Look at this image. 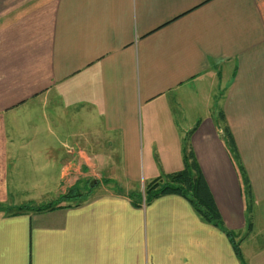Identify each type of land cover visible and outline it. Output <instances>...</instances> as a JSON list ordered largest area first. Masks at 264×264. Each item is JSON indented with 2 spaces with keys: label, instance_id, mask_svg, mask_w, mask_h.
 Listing matches in <instances>:
<instances>
[{
  "label": "crops",
  "instance_id": "obj_1",
  "mask_svg": "<svg viewBox=\"0 0 264 264\" xmlns=\"http://www.w3.org/2000/svg\"><path fill=\"white\" fill-rule=\"evenodd\" d=\"M188 141L243 260L183 196L145 202ZM69 172L101 190L3 209ZM0 264H264V0H0Z\"/></svg>",
  "mask_w": 264,
  "mask_h": 264
},
{
  "label": "trees",
  "instance_id": "obj_2",
  "mask_svg": "<svg viewBox=\"0 0 264 264\" xmlns=\"http://www.w3.org/2000/svg\"><path fill=\"white\" fill-rule=\"evenodd\" d=\"M220 119L224 123V133L232 155L239 161L240 156L238 153L236 142L234 140L229 124L227 120H225V115L222 112H220ZM184 152V167L181 170L171 172L163 176L161 175L145 184L143 191L145 202L148 203L158 197L170 194L183 196L191 203L197 214L205 222L211 223L221 228L227 234V236L233 243L237 256L241 260H243V255L240 248L241 240L239 241L238 239H236L235 232L229 230L224 225L221 214L217 208L213 195L201 172V169L195 159L191 148V143L189 141L187 146H185ZM238 164L241 168L242 175H245L244 167L241 165V163ZM246 181H248L249 183L248 178L246 179ZM78 194L81 195L82 193H80L77 188H71L67 193L58 195L56 199L49 201L48 203L41 205H39L38 203H27L19 205L12 209L9 208V213H32L53 210L59 207L79 205L80 202H74L73 200V198Z\"/></svg>",
  "mask_w": 264,
  "mask_h": 264
},
{
  "label": "rangeland",
  "instance_id": "obj_3",
  "mask_svg": "<svg viewBox=\"0 0 264 264\" xmlns=\"http://www.w3.org/2000/svg\"><path fill=\"white\" fill-rule=\"evenodd\" d=\"M64 121L66 122V125H67V129L68 128H70L69 126H68V124H71L72 123V117L71 116H69V115H66V118L64 119ZM69 121L71 122V123H69ZM39 134V136H40V134H41V131L38 133ZM71 140V142H70V145L68 144V146L66 147L67 148V152H66V156L68 157L69 155H68V153L70 154V151L68 150V148L70 149L71 148V146H72V139H70ZM71 150V149H70ZM23 169H22V171L21 172H19L20 174H22V177H21V179H19V182H21V183H19V184H17L16 185V189H14V194H13V198H14V200H17V198H18V189H20V190H23V189H27V188H29V187H31V185H32V182H34V179L35 178H32V175H31V172H30V170L28 169L29 168V163H26V162H24L23 163ZM35 172H33V174H34ZM84 174V173H83ZM83 174H71L70 172H69V176L71 177H69V178H67V185H69V186H67L66 187V192L65 193H67L71 188V186H74L75 184H79L78 185V188L77 189H79L80 191H81V195L80 194H78L77 196H75L74 198H73V200H74V202H81V201H83L85 198H88L89 196H90V190H93V192H95V191H100L101 190V182H100V185H97L96 187H94V188H90L89 187V180H91V175H83ZM108 174H111V173H108ZM107 174V175H108ZM27 175H30L29 177L27 176ZM112 175V174H111ZM110 175V176H111ZM91 178H90V177ZM109 179H108V181H110V182H114V179H111L112 177H108ZM69 179H71V182L69 181ZM9 180V179H8ZM7 180V181H8ZM40 180V179H39ZM51 182V181H50ZM49 182V185H48V187H49V189L53 186V185H51V183ZM69 182H70V184H69ZM71 185V186H70ZM118 186V185H117ZM1 187H2V185H1ZM45 187V186H44ZM89 191V192H88ZM17 193V194H16ZM64 193V194H65ZM16 194V195H15ZM58 197V195L56 196V197H54L53 198V195H51V196H47V197H45V198H43V199H41L40 200V202L39 201H36L39 205H41V204H45V203H48L49 201H52V200H54V199H56ZM28 204H30V203H28ZM18 206V205H17ZM16 206V207H17ZM9 208L10 209H12V208H14V207H12V206H9ZM9 208H7V207H3V209H6V210H9ZM13 210H15V209H13ZM238 240L240 241V238H238Z\"/></svg>",
  "mask_w": 264,
  "mask_h": 264
},
{
  "label": "water",
  "instance_id": "obj_4",
  "mask_svg": "<svg viewBox=\"0 0 264 264\" xmlns=\"http://www.w3.org/2000/svg\"><path fill=\"white\" fill-rule=\"evenodd\" d=\"M94 181H92V183H93Z\"/></svg>",
  "mask_w": 264,
  "mask_h": 264
}]
</instances>
